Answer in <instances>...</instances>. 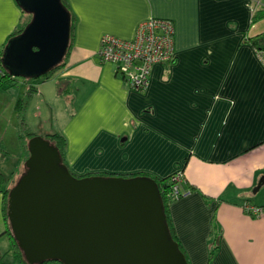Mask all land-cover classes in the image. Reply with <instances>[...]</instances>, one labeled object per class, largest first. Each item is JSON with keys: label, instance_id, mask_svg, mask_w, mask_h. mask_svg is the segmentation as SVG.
Listing matches in <instances>:
<instances>
[{"label": "crops", "instance_id": "crops-1", "mask_svg": "<svg viewBox=\"0 0 264 264\" xmlns=\"http://www.w3.org/2000/svg\"><path fill=\"white\" fill-rule=\"evenodd\" d=\"M67 2L75 15L72 46L64 66L37 84L26 114L31 129L63 133L67 165L79 174L165 177L181 170L186 193L169 211L189 264H264V214L245 210L264 204V65L245 42L264 30V17L251 21L260 6L253 0ZM150 16L173 21L174 58L154 64L137 91L114 64L100 60L98 48L104 34L132 38ZM24 17L17 0H0V48ZM60 80L69 82V94L58 93ZM25 88V82L0 86L5 177L24 166L15 104ZM2 199L0 193V239L9 243Z\"/></svg>", "mask_w": 264, "mask_h": 264}, {"label": "water", "instance_id": "water-1", "mask_svg": "<svg viewBox=\"0 0 264 264\" xmlns=\"http://www.w3.org/2000/svg\"><path fill=\"white\" fill-rule=\"evenodd\" d=\"M17 2L32 17L8 39L2 62L16 77H37L63 60L70 14L61 0ZM27 149L24 171L9 193L8 217L28 263L188 264L154 179L76 177L41 135L31 137Z\"/></svg>", "mask_w": 264, "mask_h": 264}, {"label": "trees", "instance_id": "trees-1", "mask_svg": "<svg viewBox=\"0 0 264 264\" xmlns=\"http://www.w3.org/2000/svg\"><path fill=\"white\" fill-rule=\"evenodd\" d=\"M61 2L64 5V7L69 11V14H70L69 44H68V48L66 50V53H65L61 63L56 65L54 68L47 71L43 75H40L37 77H24V76H17L16 77L3 65V62H2L4 74L1 77L0 86H3L4 88H10V87L18 85V82H25V85H26L25 91L17 99L16 104H15V110H16V115H17V126L16 127H17L18 136H19L20 144H21V148H22L23 162L27 159V157L29 155V151L27 149L28 140L31 137L38 135L36 132H34L31 129V127L28 124L27 118H26L27 109H28V106L30 104V101L37 91V84L40 82H44L45 80L51 78L55 74V72H57V70H59L61 67L64 66L65 59H66L67 54L69 53L70 48L72 46L75 15L70 10V7H69L67 0H61ZM23 11L26 14V17H24L22 19V21H20V23L17 24V26L15 27L14 31L12 32V34L10 35V37L8 39H10L11 37L21 33L22 30L24 29V27L31 20L32 14L25 11V10H23ZM263 17H264V6L260 5L259 8H256L254 10L251 21L256 22ZM7 41H6V43H7ZM245 42L250 44L256 52L263 50L264 49V30L255 34V35L247 36L245 38ZM5 44L1 48L2 54H3V48H4ZM67 83H69L67 80H60L57 82L59 94H62V95L69 94L70 86ZM43 137L48 139L52 144H54L58 148L60 155L62 157L63 163H65L67 165L66 158H65L67 140H66L65 135L59 131H55V132H52L50 134H46ZM0 153L1 154H7L8 153V151L5 148L2 141H0ZM18 169H20V168H18ZM18 169L15 170L12 173V175L9 177H5L4 174L2 172H0V193L2 194V197H3L2 209H3L4 219H5V223H6L4 234L8 235V238L10 241L9 247L0 256V264H30L25 259L21 248L18 246V243H17L16 239L14 238V235H13L12 230H11V224H10L9 217H8L9 193L13 187L12 184L8 185V182L9 181H12V183L14 181H15V183L17 182L21 173L24 171V166L21 168L22 170L20 169L18 171ZM70 171L76 177H83V176H90V175H115L116 174V173L103 172V171L86 172L83 174H75L72 170H70ZM176 171H178V170H176ZM176 171H174V172H176ZM172 174L165 176V177H157L155 175H152V174L146 173V172H132L130 174H124L122 176H124V177H126V176H128V177L146 176V177H150L156 181L159 192H160V196H161V199H162V202L164 205V211H165L166 216H167V224H168L170 233H171L173 239L178 243L180 250L185 254V258L189 264V260H188V257L186 255V252L182 248V246H181V244H180V242H179V240L175 234L174 227L172 224V220L170 217V211H169L170 205L175 200V199H173V197L170 194L171 185H172L170 178H171ZM119 175H121V174H119ZM15 176H17V178L13 179ZM212 256H213V251L211 250L210 255H209V259H211ZM52 263L63 264L61 261H55V260L45 261V262L37 263V264H52Z\"/></svg>", "mask_w": 264, "mask_h": 264}, {"label": "built area", "instance_id": "built-area-1", "mask_svg": "<svg viewBox=\"0 0 264 264\" xmlns=\"http://www.w3.org/2000/svg\"><path fill=\"white\" fill-rule=\"evenodd\" d=\"M264 0H253L255 7ZM0 48V81L4 74L2 53ZM174 25L169 18L150 16L141 21L132 38H123L112 34H104L100 38L98 56L103 62L115 65L123 81L133 90H143L148 82L152 66L156 63H169L174 58ZM264 65V49L257 51ZM171 191L173 199L186 193L182 187L183 172L178 170L171 175ZM248 215L258 217L264 214V204H246Z\"/></svg>", "mask_w": 264, "mask_h": 264}, {"label": "rangeland", "instance_id": "rangeland-1", "mask_svg": "<svg viewBox=\"0 0 264 264\" xmlns=\"http://www.w3.org/2000/svg\"><path fill=\"white\" fill-rule=\"evenodd\" d=\"M56 105L54 104V107H55ZM43 126H45V123L44 122H42L41 123V125L39 124L38 125V128H40L39 129V132H40V130H42V128H43ZM47 127V126H46ZM103 172H107V171H103ZM75 174H79V173H76V172H74ZM119 174H121L120 176H122V175H124V174H130V173H116L115 175H119ZM18 176V175H17ZM17 176H15L13 179H16L17 178ZM126 177H128V176H126ZM14 183V184H13ZM12 183V181H9L8 182V185L9 184H12V186H14L15 185V181ZM8 245H9V243H8V240H7V238H4L3 240H2V238L0 239V251L2 252V251H4V250H6L7 248H8ZM52 264H58V263H52Z\"/></svg>", "mask_w": 264, "mask_h": 264}]
</instances>
